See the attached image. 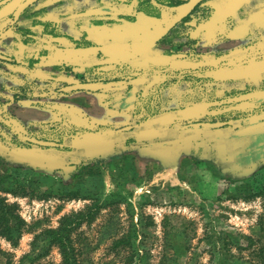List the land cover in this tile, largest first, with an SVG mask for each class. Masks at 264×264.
Returning <instances> with one entry per match:
<instances>
[{"label": "rangeland", "instance_id": "1", "mask_svg": "<svg viewBox=\"0 0 264 264\" xmlns=\"http://www.w3.org/2000/svg\"><path fill=\"white\" fill-rule=\"evenodd\" d=\"M195 18L200 28L202 18ZM124 52L133 55L119 50L109 66L53 67L58 55L33 66L20 57L15 70L2 64L0 81L12 82L0 83V171L21 180L26 194L1 193L17 203L26 226L17 246L0 238V264H28L21 258L35 232L94 203L100 206L96 218L79 228L81 264H217L221 256L215 249L224 238L245 245L244 235L258 234L264 195L253 194L264 186V156L246 168L223 164L250 146L251 137L241 128L264 120V69L262 79L215 91L205 88L201 71L167 75L159 84L168 62L163 50ZM174 54L186 61L182 69L191 70L199 58ZM39 70L69 80L121 79L114 88L90 92L105 93L123 117H89L76 107L86 90L71 92L37 76ZM127 88L128 104L121 106L117 98ZM29 107H45L49 117L46 112L42 120L23 117L20 111L30 112ZM196 120L224 125L210 130L189 126ZM233 130L241 135L228 136ZM27 138L56 145L40 146ZM64 157L81 163L58 166ZM72 188L79 189L78 198L60 197ZM129 232L143 257L125 263L128 252L115 256L110 247ZM231 252L239 258L234 264H243L248 256L247 250L232 247ZM43 260L60 264L61 257L53 248Z\"/></svg>", "mask_w": 264, "mask_h": 264}, {"label": "flooded vegetation", "instance_id": "2", "mask_svg": "<svg viewBox=\"0 0 264 264\" xmlns=\"http://www.w3.org/2000/svg\"><path fill=\"white\" fill-rule=\"evenodd\" d=\"M27 1L0 0V71L2 67L5 70L2 64H13L15 70V64L22 59L25 64L33 66L40 60H48L56 55L58 60L53 67L109 66L113 62V55L119 56V50L127 57L133 54L125 50L135 51L137 55L156 49L163 50L167 55L183 51L185 56L198 55L197 63H205L212 59L201 50L198 38L190 36V31L198 24L193 18H202L201 26L212 27L220 25L214 23L219 18L221 25L229 28L235 25L237 16H244L245 10L244 5L240 6L241 0H201L187 15L170 25L177 14L175 7L183 4V0ZM200 6L202 8L198 11ZM258 38H261L258 43H262L264 32ZM54 39L57 43H54ZM224 53L227 52H220L217 56H225ZM6 76L10 78L11 73ZM37 76L60 82L71 92L79 91L71 89L75 83L103 82L113 87L122 81L119 78L69 80L41 70ZM129 90L127 88L117 98L121 106L128 104L126 98L130 95ZM257 123L260 121L247 125ZM262 142L264 136L257 141Z\"/></svg>", "mask_w": 264, "mask_h": 264}, {"label": "trees", "instance_id": "3", "mask_svg": "<svg viewBox=\"0 0 264 264\" xmlns=\"http://www.w3.org/2000/svg\"><path fill=\"white\" fill-rule=\"evenodd\" d=\"M223 125L224 123L222 121L217 120H196L189 126H199L201 129L210 130ZM241 129L245 136L251 137L250 146L234 156L232 160L223 164V166L232 167L239 164L246 168L251 164L261 163V158L264 156V142L257 143V141L264 136V122L260 121V123L255 125H246ZM238 131L239 130H233L228 136L234 137L241 135ZM57 163L58 166H62L64 164L78 165L81 162L64 157L62 161ZM24 167L26 166H19V168ZM20 182L21 180L12 179L8 174L0 171V238L5 239L13 247L18 245L26 224L18 212L17 203L9 202L6 196L2 195L1 192L9 193L13 196L25 195L26 189ZM31 192L33 193V191ZM79 194L78 188H72L69 192L61 194L60 197L75 199L79 197ZM254 195H264V186H261L260 194H253V196ZM99 209L100 206L96 205V203L87 205L78 211L62 215L55 227H45L35 232L30 242V249L22 256L21 260L28 261V264H52L43 259L48 256L51 249L56 248L61 257L60 264H81L79 257V228L84 223L90 224L96 218ZM134 235H136V232H134ZM244 240L245 245L233 241L230 238H224L220 242L219 247L215 249L221 256L217 264H234V262L239 259L236 254L231 252L232 247L238 250L248 251V256L244 259L243 264H264L263 217H261L259 222L258 234L256 237L244 235ZM138 245L139 243L134 240L129 232L126 234L122 233L119 237L115 238L110 248L114 251V255L119 257L127 251L128 255L125 256V263H131L135 255L139 256V260L143 257L142 254H139L140 250ZM5 264H10V262L7 261ZM102 264H108V262Z\"/></svg>", "mask_w": 264, "mask_h": 264}, {"label": "crops", "instance_id": "4", "mask_svg": "<svg viewBox=\"0 0 264 264\" xmlns=\"http://www.w3.org/2000/svg\"><path fill=\"white\" fill-rule=\"evenodd\" d=\"M242 5H244L245 8L244 16L240 18V16L236 15L237 20H235L234 26L226 28L221 25L222 20L216 18V22L214 20V23L220 25H215L214 27L201 26L200 28L197 27L190 31L192 32L190 35L191 38H198L201 50L206 53V56L214 60L213 63L212 60L205 63L196 62L191 63V70L188 68L182 69L186 61L184 60V62H182L176 59V54H168V62L165 63L167 66H165V64L162 65L164 73L160 72L158 75L160 77L159 84L164 81L167 75L178 77V75L182 73H190L191 71H201V81L206 84L205 88L210 85V90L213 89L215 91L239 89L241 87L239 84L243 81L251 83V81H253L252 78L262 79L261 72L264 69V61H261V59L264 60V56H262L264 52V41L258 43L261 39L258 38V36L262 37V33L264 32V0H241L240 6ZM246 11H248L247 14ZM255 43L257 45L256 47H254ZM220 52L227 53H224L225 56H217ZM229 53L230 55H228ZM244 54H246L245 57ZM246 57H248V59ZM5 65L10 69L14 67V65L10 63ZM185 65H187V63ZM158 66L160 67L159 63ZM166 69L168 70L167 72H165ZM183 76L189 78L187 74L182 75V77ZM245 76H249L250 78L248 80L242 79V77ZM1 82L12 81L2 80L0 83ZM82 93H84L82 94L84 95L83 105L79 103L76 107L89 117L98 120L103 119L104 121H109L106 117L108 114L112 113H116L115 117H123L124 113L118 112L110 107V102L107 101L108 96L105 93L87 91ZM177 100H179V97H177ZM29 108L30 112L20 111V114L24 115L23 117L29 115L31 120H42L45 117V112L47 113L46 117H49L45 107ZM187 110L190 111V108ZM98 115H104L105 117L101 118L98 117ZM119 120L113 119L110 121L119 123Z\"/></svg>", "mask_w": 264, "mask_h": 264}, {"label": "water", "instance_id": "5", "mask_svg": "<svg viewBox=\"0 0 264 264\" xmlns=\"http://www.w3.org/2000/svg\"><path fill=\"white\" fill-rule=\"evenodd\" d=\"M32 0H28L27 2H30ZM184 3L181 5H178L175 7L177 14L172 18L170 25L175 24L178 22L182 17L187 15L201 0H183ZM26 2V3H27ZM24 3L23 5H25ZM120 83V82H119ZM112 87V84L110 83H103V82H97V83H75L71 86L72 90H88V91H98V90H109ZM31 142H34L35 144H38L40 146H54V142L51 141H45V140H38L36 138H27Z\"/></svg>", "mask_w": 264, "mask_h": 264}]
</instances>
